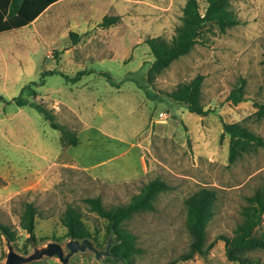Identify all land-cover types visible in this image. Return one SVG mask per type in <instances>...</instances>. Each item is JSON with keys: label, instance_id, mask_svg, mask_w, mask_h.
Instances as JSON below:
<instances>
[{"label": "rangeland", "instance_id": "obj_1", "mask_svg": "<svg viewBox=\"0 0 264 264\" xmlns=\"http://www.w3.org/2000/svg\"><path fill=\"white\" fill-rule=\"evenodd\" d=\"M197 1L204 13L205 0ZM185 2L57 0L34 26L1 37L0 222L15 231L14 251L29 254L56 241L66 253L70 237L60 218L68 206L81 214L94 246L104 249L114 236L84 198L99 197L107 207L125 204L159 178L168 188L157 194L153 209L123 223L135 237L130 264H166L188 249L184 199L201 187L217 196L205 235L212 246L173 264H239L226 258L217 237L232 235L246 197L261 187L264 147L228 163L222 122H238L264 140V119L255 117L253 102L264 94V0H229L236 25L221 32L206 22L174 61L154 65L145 40L169 42ZM105 15L118 19L102 26ZM70 32L79 35L77 42ZM240 78L248 99L232 103L226 96ZM18 95L22 105L14 100ZM36 105L74 134L77 145L62 143L61 131ZM208 108L206 114L192 111ZM27 202L36 210L33 240L20 226ZM258 230H264V214ZM7 252L0 231V264ZM249 255L264 264V248ZM23 264L62 262L44 255ZM66 264L123 263L86 248Z\"/></svg>", "mask_w": 264, "mask_h": 264}, {"label": "trees", "instance_id": "obj_2", "mask_svg": "<svg viewBox=\"0 0 264 264\" xmlns=\"http://www.w3.org/2000/svg\"><path fill=\"white\" fill-rule=\"evenodd\" d=\"M55 1L57 0H9L6 16L11 20L18 19L17 22L14 21V24L10 26L21 27L26 25ZM228 1L205 0V11L201 13L197 0H186L180 18L181 23L176 27V33L169 42L159 37H149L145 40L153 55V64L161 66L169 65L181 54L185 46L194 43L199 30L206 22H214L221 32L236 25L238 20L228 10ZM117 19V16L105 15L100 25L113 24ZM69 35L74 43L77 42L79 35L76 32H70ZM83 73V71L76 73L71 80H79ZM33 83L35 82L31 84ZM198 83L199 79L196 80L194 86L196 87ZM244 85L245 79L240 78L239 82L236 83L226 96V100L232 103L247 100L248 97L245 94ZM0 99L3 98L0 96ZM14 100L18 105L23 104L20 95L15 97ZM253 102L256 107L254 111L255 117L257 119H264V94L261 100H254ZM35 108L49 120L52 128L61 131L60 141L62 143H67L71 146L77 145V137L56 123L53 120V116L46 109L40 105H36ZM192 111L198 114H206L212 111V109H193ZM224 135H227L229 138L227 149L228 163H233L244 153L256 150L258 147H264V140L260 135L238 122L223 121L221 137ZM167 188L168 185L164 180L155 178L146 183L140 192L127 203L109 207L105 206L99 197L84 198L90 210L107 220L106 234L114 236L109 246L112 258H122L125 264H130L132 252L135 249V237L123 227V223L136 212L153 209V200L159 192ZM216 199V191L207 187L197 189L184 199L186 206V227L190 234V243L186 251L166 264H173L175 261L188 259L194 253L205 255L208 252L212 245L205 244L206 226L213 215ZM35 214V207L31 202H27L20 217V226L29 234L31 240L34 239ZM263 214L264 179L261 187L246 197V202L241 207V221L235 226L232 235L226 236L220 234L217 237V239L224 241V252L228 260L236 261L239 264H259L258 258L256 256L252 257L249 254L257 249L264 248V230H258ZM60 220L66 228V236L75 239L91 237V233L86 228L81 214L72 206L66 208ZM0 231L11 241L15 239V231L10 225L0 222Z\"/></svg>", "mask_w": 264, "mask_h": 264}, {"label": "water", "instance_id": "obj_3", "mask_svg": "<svg viewBox=\"0 0 264 264\" xmlns=\"http://www.w3.org/2000/svg\"><path fill=\"white\" fill-rule=\"evenodd\" d=\"M6 239L8 252L6 253V258L3 264H23L41 258L44 255L57 256L61 260L62 264H66L71 254L77 251H83L86 248L93 251L96 257H100L103 255L111 256V253L109 251V246L112 242L111 237L108 238L106 247L104 249L96 248L93 241L89 237H84L82 239H75L71 237L65 243V247L68 250L66 253L64 252V249L59 242L52 241L41 247H35L29 254L17 253L16 251H14L10 239L7 237ZM115 260L121 261L123 264H125L122 258H115Z\"/></svg>", "mask_w": 264, "mask_h": 264}, {"label": "crops", "instance_id": "obj_4", "mask_svg": "<svg viewBox=\"0 0 264 264\" xmlns=\"http://www.w3.org/2000/svg\"><path fill=\"white\" fill-rule=\"evenodd\" d=\"M8 3L9 0H0V39L2 36L6 34H13L16 33L17 31L23 29L24 27H30L34 26L35 22L39 19V17L42 15L43 11L32 21H29L26 25H23L21 27H15V26H10L8 27L7 24L10 23L11 21L17 22L18 19H9L7 18L6 14L8 11ZM4 48L2 41L0 40V55L4 53Z\"/></svg>", "mask_w": 264, "mask_h": 264}]
</instances>
